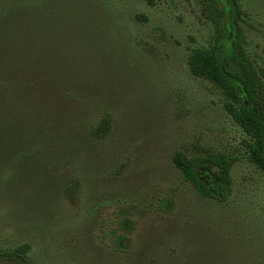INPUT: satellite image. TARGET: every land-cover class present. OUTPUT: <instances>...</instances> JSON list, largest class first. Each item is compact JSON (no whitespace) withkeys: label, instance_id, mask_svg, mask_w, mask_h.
I'll return each instance as SVG.
<instances>
[{"label":"rangeland","instance_id":"374dc122","mask_svg":"<svg viewBox=\"0 0 264 264\" xmlns=\"http://www.w3.org/2000/svg\"><path fill=\"white\" fill-rule=\"evenodd\" d=\"M150 1L0 0V129L14 138L0 148V264H18L21 247L31 264H264V176L219 94L187 68L217 30L204 1ZM238 3L264 83V0ZM9 31L18 44L1 41ZM29 81L34 92L17 91ZM103 116L109 131L91 137ZM204 151L237 158L224 203L173 164ZM168 191L171 215L145 213ZM123 208L132 248L115 252L99 226Z\"/></svg>","mask_w":264,"mask_h":264},{"label":"trees","instance_id":"16d2710c","mask_svg":"<svg viewBox=\"0 0 264 264\" xmlns=\"http://www.w3.org/2000/svg\"><path fill=\"white\" fill-rule=\"evenodd\" d=\"M196 1H204V12L210 17L219 37L208 48L191 50L186 61L188 71L194 78L210 84L219 94L223 110L246 136L243 147L248 161L264 176V83L262 75L248 58L243 46L241 23L245 21L238 3L240 0ZM14 38L19 37L9 31L1 36V41L5 45L11 40V43L18 44L19 41ZM20 48L23 49V46ZM20 51L24 53V57L27 53L32 58L31 62H34L32 52L25 49ZM17 86L12 89V93L15 89L19 91L22 88L34 92L36 87L30 81ZM108 122L107 116L97 120L92 125L91 137L105 136L109 131ZM4 128L2 126L0 129V148H4L6 141L14 139L7 135ZM236 161L235 156L209 151L191 158L181 155L173 157V164L180 172L183 182L190 185L201 199L215 203H224L230 197L233 184L231 169ZM149 211L171 215L174 203L170 191L153 196L145 213ZM133 228V220L123 208L102 221L98 238L115 252H129L132 248L130 234ZM9 256L18 264H31L28 257L24 256V247L11 252ZM196 261L200 264H218L210 255H194L189 260L187 257L174 264H195Z\"/></svg>","mask_w":264,"mask_h":264}]
</instances>
